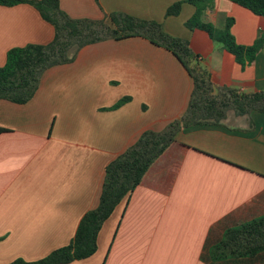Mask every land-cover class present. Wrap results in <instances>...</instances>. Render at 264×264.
I'll use <instances>...</instances> for the list:
<instances>
[{"label": "crops", "instance_id": "1", "mask_svg": "<svg viewBox=\"0 0 264 264\" xmlns=\"http://www.w3.org/2000/svg\"><path fill=\"white\" fill-rule=\"evenodd\" d=\"M59 1L73 18L111 23V13H124L157 21L187 40L195 57L187 68L142 36L106 39L45 70L28 102L0 99V264L38 260L71 242L84 214L100 203L107 165L145 131H162L185 114L195 89L190 69L209 80L213 95L222 88L264 91V48L242 65L206 31L186 25L196 12L188 0ZM176 2L181 11L168 15ZM229 18L241 45L264 35V17L231 0H211L202 16L220 30ZM54 36L35 6L0 5V66L11 48ZM262 215L264 111L231 109L219 123L181 127L104 221L96 252L61 264H264V251L210 256L227 228Z\"/></svg>", "mask_w": 264, "mask_h": 264}, {"label": "trees", "instance_id": "2", "mask_svg": "<svg viewBox=\"0 0 264 264\" xmlns=\"http://www.w3.org/2000/svg\"><path fill=\"white\" fill-rule=\"evenodd\" d=\"M231 1L264 17V0ZM188 2L196 6V12L186 25L191 29L206 31L211 38L221 42L225 49L233 53L242 65L253 62L257 53L264 48V35L250 46L237 43L229 31L232 18H229L225 30L203 21V13L211 0ZM20 3L35 6L43 18L54 26L55 36L48 44L31 43L8 51L5 64L0 66V99L28 102L37 92L45 70L74 61L82 47L106 39L142 36L173 52L187 68L190 60L195 57L187 40L170 35L157 21L111 13L109 23L106 20L73 18L61 9L59 0H0V5L5 6ZM181 7L182 3L176 2L168 8L167 14L177 15ZM190 72L195 79V89L185 114L162 131H145L136 143L107 165L100 203L84 214L71 242L41 259L28 261L17 258L7 264H61L91 256L97 250V237L104 221L142 182L152 164L174 142L181 127L219 123L231 109L239 115L249 114L252 110L264 111V91L240 94L234 89L222 88L217 95H213L209 80L197 69H190ZM128 100L129 97H124L116 106ZM4 131L0 127V134ZM263 251L264 215L227 228L221 240L210 248V256L213 261H223L253 257Z\"/></svg>", "mask_w": 264, "mask_h": 264}]
</instances>
